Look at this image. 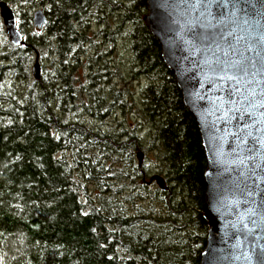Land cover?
<instances>
[{"label":"trees","instance_id":"1","mask_svg":"<svg viewBox=\"0 0 264 264\" xmlns=\"http://www.w3.org/2000/svg\"><path fill=\"white\" fill-rule=\"evenodd\" d=\"M95 1L98 7L102 1L123 6L125 17L117 31L114 27L106 32L116 33V41L125 24L134 23L132 52L138 73L150 79L137 112L152 124L150 146L167 188L147 193V184H138L133 171L127 173L124 164L142 147L134 131L114 135L61 118L47 108L41 89H36V98L28 95L24 105L0 94V264H199L208 231L202 214L205 153L174 73L141 19L146 0H126L129 5L117 0H37L47 8L46 27L57 38L63 64L83 40L77 24ZM92 14L96 18L97 9ZM12 47L19 57L2 67L14 70L31 48ZM99 55L103 50L96 47L93 64ZM102 77V72L90 75V85L77 87L66 75L61 85L54 78L46 89L59 103L56 107L89 113V92L98 106L92 80ZM121 93L116 89L115 99ZM141 165L134 162L131 167L145 181ZM147 197L160 203L157 211L143 204L135 207L139 213L127 210L126 203Z\"/></svg>","mask_w":264,"mask_h":264},{"label":"water","instance_id":"2","mask_svg":"<svg viewBox=\"0 0 264 264\" xmlns=\"http://www.w3.org/2000/svg\"><path fill=\"white\" fill-rule=\"evenodd\" d=\"M146 8L143 23L174 73L205 153L208 231L199 264H264V0H146ZM0 14L20 44L4 1ZM46 21L37 10L34 25ZM37 71L36 63L35 78ZM150 180L165 186L160 175Z\"/></svg>","mask_w":264,"mask_h":264},{"label":"rangeland","instance_id":"3","mask_svg":"<svg viewBox=\"0 0 264 264\" xmlns=\"http://www.w3.org/2000/svg\"><path fill=\"white\" fill-rule=\"evenodd\" d=\"M0 1H4L14 12L16 27L22 38V42L18 45L11 42L0 14V94L11 99V101H17L19 105H24L28 95L36 98L38 94L36 89H41L42 92L39 95L45 96L42 100L46 103L47 108L49 105V108H53V112L61 118L68 121L87 122L95 130L101 129L114 135L124 131H134L142 147L135 149L130 163L124 164L128 169L127 173L131 174L133 171L135 173L133 177L138 184H147V193L158 188L157 182L150 180L154 174L163 175L158 173L156 152L150 146L153 127L150 122L140 119L137 112L138 108L142 106V100L144 101L142 93L150 79L148 76L138 73L139 66L135 62L132 52L133 38H129V34L132 35L131 30L134 29V23L125 24L124 33L120 34V39L117 41L115 39L116 33H106L114 27L117 31L118 22L121 17H125V11L121 9L123 6L116 5V1H113L115 3L113 6H105L104 1H102L98 7L95 1L96 5L89 7L82 24H77L79 32L84 34L83 40L73 47L72 52L68 55L69 58H65L63 64L56 50L57 38L49 36L47 24L39 28L33 22L35 12L39 9L44 12L46 9L44 2L38 3L37 0ZM117 1L123 2V5H129L126 0ZM95 9H97L96 18L92 14ZM102 13L103 17L98 18V15ZM100 28H103L102 35H99L103 42L101 38H97ZM107 41L108 43H105ZM12 46L22 48L29 46L31 48V52L26 53V59L21 55L22 57L18 60L24 66L25 64L28 65L27 70L24 71L23 65L17 66V69L14 70L13 67L10 69L2 67L15 64L14 57L16 59L19 57ZM96 47L103 50V55L95 56V63L93 64L91 56L95 55ZM36 63L38 64L37 78L33 75V67ZM105 68L106 71H103ZM101 72L103 77L100 81L99 79L92 80L98 106L95 105L93 95L89 92V113L83 109L69 111L65 108L56 107L59 103L55 100L54 95L50 96L51 91L46 89L54 78L56 80L55 85H61L63 77L66 75L74 86L80 87L82 83L91 84V81L89 82L90 75L97 76ZM108 73H111L110 76L104 75ZM35 84H38L36 86L38 88L35 87ZM120 88L122 93L118 99H115V90ZM101 99L104 102L103 106L100 102ZM0 101H2L1 98ZM6 104L2 105L7 106ZM122 140L125 141L127 138ZM138 152H141L140 157L137 156ZM139 158L141 159L145 181H143L142 173L139 171L136 174L137 171L131 167L134 162H139ZM89 188L94 190L91 183H89ZM163 188H167L166 184ZM142 204L146 208L153 205L155 211L160 207V203L156 200L151 201V198L147 197L144 198V201L138 200L133 204L126 203V208L131 213H139V209L135 207Z\"/></svg>","mask_w":264,"mask_h":264},{"label":"flooded vegetation","instance_id":"4","mask_svg":"<svg viewBox=\"0 0 264 264\" xmlns=\"http://www.w3.org/2000/svg\"><path fill=\"white\" fill-rule=\"evenodd\" d=\"M46 8V7H45ZM44 13H45V15H46V13H47V8L44 10Z\"/></svg>","mask_w":264,"mask_h":264}]
</instances>
